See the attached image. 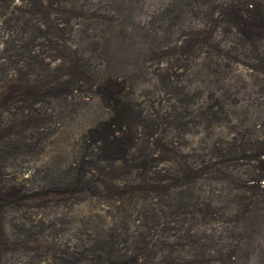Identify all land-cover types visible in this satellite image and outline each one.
<instances>
[{
  "label": "trees",
  "instance_id": "trees-1",
  "mask_svg": "<svg viewBox=\"0 0 264 264\" xmlns=\"http://www.w3.org/2000/svg\"><path fill=\"white\" fill-rule=\"evenodd\" d=\"M108 1L111 14L0 0V264H247V225L264 224V0H160L150 24H135L144 0ZM99 19L143 46L168 109L145 114L92 65ZM75 95L108 116L79 134L65 170L35 167L86 107ZM188 125L205 138L185 150L168 137ZM80 199L106 215L80 217L75 243L28 216Z\"/></svg>",
  "mask_w": 264,
  "mask_h": 264
},
{
  "label": "rangeland",
  "instance_id": "rangeland-1",
  "mask_svg": "<svg viewBox=\"0 0 264 264\" xmlns=\"http://www.w3.org/2000/svg\"><path fill=\"white\" fill-rule=\"evenodd\" d=\"M90 1L92 2V10L96 11L97 14L98 12L99 14H104V12L111 14V8H105L106 4H109L111 7V3H108V0ZM159 1L144 0V6L136 13L135 24L138 21L142 23L148 22L149 24L151 22L156 23L157 19L154 10L158 7ZM96 22L99 24V29L95 30L94 34L100 37V29L104 27L105 36L101 39L99 38L100 43L97 46H84V54L92 56V65L102 68L104 74L108 77H111L112 74L119 80H123L126 85V95L128 96L126 99H129L133 103L135 102V105L142 108L145 114L161 113L164 109H168L173 104V101H175V96L165 89L163 81L159 77V71L156 69V65H154L155 62L152 61V63L148 60L144 63L149 58L145 54L143 46L134 45L128 38L122 39L114 35L111 37V26L103 25V22H105L103 19H99ZM166 64L167 68L170 69L168 63H164L163 65ZM172 72L174 70L169 71V73ZM177 72L180 71L177 69ZM185 77L183 76L182 78ZM83 96L75 95L68 99L73 104L77 102L86 103V107L72 125L67 128H60L57 131L50 146L39 157L35 167H58V169L60 168L59 170H65L74 162L79 134L108 116L109 111L105 102L97 99H84ZM58 105L62 106L61 103H58ZM184 105H187L190 109L192 108L188 103H184ZM188 117L189 115L186 116V118ZM200 130V134L193 135L195 132L193 126L188 125L187 129L175 127L174 130L169 132L168 139L175 146L186 148L185 150L197 148L205 138L203 129ZM204 188L205 191L208 190L207 187ZM37 204L41 203H36L34 208L29 209L30 214L28 216H31L33 221H41L45 226L52 225L59 239H62V241L71 239V243L76 242L79 228L78 219L80 217L106 215L104 211H101L104 208L100 207V202L95 199H87L84 202L80 199L79 201H74L71 205L55 208L48 207L49 203L45 207H37ZM18 220V214L12 215L9 226L11 227L13 224H16ZM245 239L248 245L243 247L242 255L247 264H264V224L258 226L256 222L255 224L249 222Z\"/></svg>",
  "mask_w": 264,
  "mask_h": 264
}]
</instances>
